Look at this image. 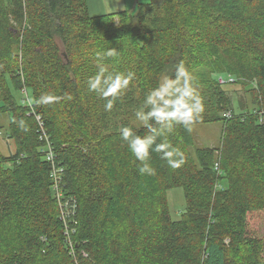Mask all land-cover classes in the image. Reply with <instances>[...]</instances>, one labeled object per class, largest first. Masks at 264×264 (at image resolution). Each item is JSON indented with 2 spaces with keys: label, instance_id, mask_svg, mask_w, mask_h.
<instances>
[{
  "label": "trees",
  "instance_id": "1",
  "mask_svg": "<svg viewBox=\"0 0 264 264\" xmlns=\"http://www.w3.org/2000/svg\"><path fill=\"white\" fill-rule=\"evenodd\" d=\"M181 62L204 100L197 123L222 121L221 143L193 150L192 128L174 126L157 143L185 162L152 151L155 174H141L120 130L150 134L135 113ZM98 63L135 73L110 111L87 88ZM0 139L13 141L0 148V264H264V0H137L97 16L87 0H0Z\"/></svg>",
  "mask_w": 264,
  "mask_h": 264
},
{
  "label": "clouds",
  "instance_id": "2",
  "mask_svg": "<svg viewBox=\"0 0 264 264\" xmlns=\"http://www.w3.org/2000/svg\"><path fill=\"white\" fill-rule=\"evenodd\" d=\"M115 48L107 49L103 55H97V60L105 57L117 56ZM97 72L87 80L89 92H95L105 99L106 111L113 108L114 101L123 94L135 79V73L131 70L110 72L103 63L97 64ZM199 84L189 72L183 62L177 65L172 77H164L158 86L152 88L144 97L143 106L135 113L136 119L142 126L148 129L149 135L140 136L131 127H123L120 130L122 140L126 142L128 150L135 159L141 163V174L154 175L155 169L149 161L151 152L160 154V158L166 161L172 169H177L185 162V156L181 148L167 142L157 143V137L166 136L173 131L174 126H182L191 131L192 126L199 122L205 110L203 97L199 94ZM26 97L27 94L25 93ZM49 94H44L36 100L38 104H49L57 100ZM28 103L32 98L27 97ZM23 126V121L20 122Z\"/></svg>",
  "mask_w": 264,
  "mask_h": 264
},
{
  "label": "rangeland",
  "instance_id": "3",
  "mask_svg": "<svg viewBox=\"0 0 264 264\" xmlns=\"http://www.w3.org/2000/svg\"><path fill=\"white\" fill-rule=\"evenodd\" d=\"M137 0H128L127 4L121 10L126 8L134 7ZM143 1V0H138ZM151 1V0H147ZM156 3H160L162 0H153ZM120 11V10H118ZM225 88L228 90L230 96L235 100L244 99V91L241 89L240 85L235 84H226ZM192 131L194 134V144L191 147L193 150L198 147H213L219 146L222 139L223 134V122L215 121L209 123H197L192 126ZM13 141L9 140V142H4L0 139V148L4 151L3 153L7 154L12 151ZM170 214L172 218L179 219L183 211H185L186 200L184 196V190L182 187H172L167 192ZM62 216H65L66 219L69 216H66L65 213H62ZM264 224L259 225V227H263ZM256 226V225H255ZM258 228V227H257ZM264 236V234H263Z\"/></svg>",
  "mask_w": 264,
  "mask_h": 264
},
{
  "label": "crops",
  "instance_id": "4",
  "mask_svg": "<svg viewBox=\"0 0 264 264\" xmlns=\"http://www.w3.org/2000/svg\"><path fill=\"white\" fill-rule=\"evenodd\" d=\"M87 3L90 14L97 16L121 10L126 0H87Z\"/></svg>",
  "mask_w": 264,
  "mask_h": 264
},
{
  "label": "built area",
  "instance_id": "5",
  "mask_svg": "<svg viewBox=\"0 0 264 264\" xmlns=\"http://www.w3.org/2000/svg\"><path fill=\"white\" fill-rule=\"evenodd\" d=\"M222 81H224V80H222ZM224 115H227V113H225ZM47 154H48V158H52L53 159L50 146H49V151H48ZM58 172L59 171H56L55 169L52 172V176L54 177L55 181H57V178L60 177V173H58ZM72 209L73 208H69L68 203H66V205L64 206L63 212H62V213H65L66 216H69L68 219H66L65 216H63V218H64V224H65V233L67 234V237H68L69 241H70V237H71L72 232L75 231L74 228H70L69 227V225H70L69 224V219L71 217L70 213L72 212ZM70 245L72 246L73 244L70 243Z\"/></svg>",
  "mask_w": 264,
  "mask_h": 264
}]
</instances>
